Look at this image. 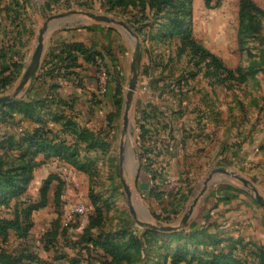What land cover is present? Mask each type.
<instances>
[{
    "label": "rangeland",
    "instance_id": "rangeland-1",
    "mask_svg": "<svg viewBox=\"0 0 264 264\" xmlns=\"http://www.w3.org/2000/svg\"><path fill=\"white\" fill-rule=\"evenodd\" d=\"M240 1L0 0V97L17 91L49 17L88 12L134 33L61 24L23 97L0 106V221L16 224L0 232V264H264L251 190L264 197V179L249 172L264 153V0H247L244 20Z\"/></svg>",
    "mask_w": 264,
    "mask_h": 264
},
{
    "label": "water",
    "instance_id": "water-1",
    "mask_svg": "<svg viewBox=\"0 0 264 264\" xmlns=\"http://www.w3.org/2000/svg\"><path fill=\"white\" fill-rule=\"evenodd\" d=\"M90 21H95V22L103 23V24L110 25V26H117L121 30H125L126 32H128L130 36H134V33L124 22L117 21V20H114L112 18L103 16V15H96V14L88 13V12L74 11V12H71L69 15H56V16L47 18V20L44 22L42 28L39 31V34L37 37V43L32 53L30 64L27 67L23 75L22 82L19 84L17 91L12 96L0 97V106L13 103L16 100V98L23 97L22 88L28 85L29 81L31 80V78L35 75L36 71L38 70L42 55L45 50L47 37L49 36L52 30L56 29L61 24L63 25L65 23L87 24ZM136 57H137V60H139L140 58L139 54H137ZM136 63L133 64V68H132L133 78L129 82L128 92L126 93V96H125V109H124V114H123V132L127 131L129 127L131 96L135 90L136 79L138 76V73L135 69ZM134 169H135V165L132 164L130 170L128 171L133 172ZM219 172L227 176L228 175L233 176L235 179H237L242 184H244L246 187H248V184L245 179L239 176L233 175L230 172H227L225 169H220ZM210 183H211V179L206 181L205 187L200 192V196L205 194V192L207 191V186ZM122 185H123V189H124L127 199L128 200L133 199L134 202L140 206L141 202L136 197L135 192L129 188V186L127 185L125 181H122ZM251 190L253 192L254 198L257 201V203L260 204L262 207H264V197L256 189H251ZM198 199H199L198 197L194 199L188 213L182 218L181 225H185L190 219L191 215L193 214V210L195 206L197 205ZM130 212L133 218L135 219L136 215L134 214L132 207H130ZM140 225L143 227L149 228L153 231H158V232H163V233L174 232L178 229V227H166V226H160V225H152L147 222L140 223Z\"/></svg>",
    "mask_w": 264,
    "mask_h": 264
},
{
    "label": "trees",
    "instance_id": "trees-1",
    "mask_svg": "<svg viewBox=\"0 0 264 264\" xmlns=\"http://www.w3.org/2000/svg\"><path fill=\"white\" fill-rule=\"evenodd\" d=\"M251 10H256V6H254L251 2L247 1V0H241L240 1V9H239V16L241 20H244V18L247 16V14L249 13V11ZM191 51L195 54V55H199L200 58H203L202 60L205 62V66H212L213 69L215 70H221L222 73H226V74H231L228 70H225L221 67L220 62L213 57L212 55H210L209 53H207L205 50H202L201 54L199 53V51H201L199 49V47L194 43L191 44ZM16 224L15 222H11V221H0V232L4 233L7 230L11 229V228H15ZM229 255H224V254H220L217 257L213 258L212 260H208L206 262L203 263V261L198 260L197 264H229ZM182 260H184L183 257H178L176 258L175 261L172 262V264H178L179 262H181ZM186 264H191L189 262H187Z\"/></svg>",
    "mask_w": 264,
    "mask_h": 264
},
{
    "label": "crops",
    "instance_id": "crops-1",
    "mask_svg": "<svg viewBox=\"0 0 264 264\" xmlns=\"http://www.w3.org/2000/svg\"><path fill=\"white\" fill-rule=\"evenodd\" d=\"M254 154H256L255 155L256 158H253V157L252 158H249V161H250V163H251V161H255L256 164L252 166L253 168L250 169V171H249V169L247 171L250 172V177L251 178L256 177V178L259 179L260 182H263V179H264L263 178V176H264V153L263 152H259V151L258 152H254L253 151V154L252 155H254ZM255 159H257V160H255ZM254 168H256V169H254ZM208 191L209 192H208L206 198L203 199V202H211V199L213 197V194H211V192L213 190L211 191L209 189Z\"/></svg>",
    "mask_w": 264,
    "mask_h": 264
},
{
    "label": "built area",
    "instance_id": "built-area-1",
    "mask_svg": "<svg viewBox=\"0 0 264 264\" xmlns=\"http://www.w3.org/2000/svg\"><path fill=\"white\" fill-rule=\"evenodd\" d=\"M102 93V91H100Z\"/></svg>",
    "mask_w": 264,
    "mask_h": 264
}]
</instances>
